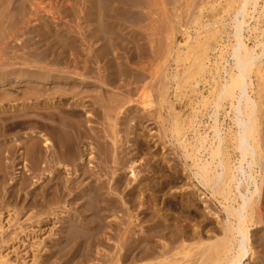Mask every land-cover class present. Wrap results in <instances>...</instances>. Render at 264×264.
Returning <instances> with one entry per match:
<instances>
[{"label":"rangeland","instance_id":"rangeland-1","mask_svg":"<svg viewBox=\"0 0 264 264\" xmlns=\"http://www.w3.org/2000/svg\"><path fill=\"white\" fill-rule=\"evenodd\" d=\"M97 1L0 0V53L8 54H0V62L6 63L1 64L0 72L2 69H4L2 71L17 70L16 76H24L26 80L0 89V148L1 146L4 148L0 149L2 154L0 155L2 157L0 158V167L2 166L0 169V264H126L129 257L133 260L128 264H165V261L171 258L174 260L180 258L182 262L183 253H180L190 248L192 251L187 252H193L195 256L191 260L199 261L198 257H202L201 250L204 252L206 244L222 236L221 225L226 219L225 203L211 189L200 185L193 178L192 162L186 158L188 148L182 147L181 141L186 137V143H190L196 139L198 134L202 136L208 134L210 138L212 136L209 127L213 125V120L209 116L212 115L211 104L215 86L211 76L209 77L208 68L215 72L217 62L220 60L219 52L224 50L223 53L229 48L227 46L224 49L223 44L232 43V38L228 36L232 27L219 23L226 19L225 23L231 24V21L227 20L228 13L225 11L228 9L227 0H123V3L121 2L123 5L119 3L122 0H114L118 2L117 4L113 0L107 4L101 3V0L98 3ZM111 2L116 5H112ZM99 3L100 6L104 5L105 9L99 7ZM262 3L260 0L258 4L260 8L257 7L254 14H250L251 17L256 15L255 19H250L249 15L246 17L247 25L244 28V36L253 38L254 34L260 33L259 30L263 26L262 17H264V12L260 11ZM120 5L123 7L117 11L118 8L114 7ZM98 7L100 11L97 10ZM108 7L111 9L108 10ZM104 10H108L107 13H111L112 16L107 15ZM114 11L117 13L115 14ZM106 15L107 18L109 17L108 20L105 18ZM257 18L259 19L256 21ZM42 28L43 30L46 28L45 32L48 28L47 33L44 32V34L43 30L41 31ZM35 29L39 34L34 31ZM40 31L43 36L49 34L48 38L44 36L43 40ZM94 33L96 37H93ZM100 34L101 38H99ZM212 34H214L213 37H211ZM204 38L208 39L202 42ZM259 38L261 39L262 36ZM246 43L251 47L253 39L247 40ZM50 47H53V50ZM96 52H102L103 55ZM13 56L16 58L10 61ZM195 56L197 58L202 56V60L199 57L195 61L194 59H197ZM199 62L202 63L203 68ZM259 62L263 65L255 69L257 75L264 69V55ZM231 64L232 61L229 58L225 64L227 69ZM87 70L90 71L87 72ZM30 72L32 75L34 72V75L37 73L41 75L32 78ZM255 72L251 75L252 88H249V94L257 100L261 98L260 96H264L263 92L259 93L264 89L258 91L259 97L256 95L257 83H259V88L264 87V74L260 73L263 77L260 79L261 76L257 77ZM43 74L49 77L50 81L57 79L58 82L56 84L40 83L39 79L44 77ZM174 74L175 80H169V77ZM218 74L215 76L216 80H218ZM224 75L225 73L222 76ZM85 78L88 83L90 81H95V84L99 82V86L93 85V82L92 85L87 86ZM196 81L200 83L195 87L193 84ZM74 84L80 85L76 95L79 92V94L83 93V98L87 99L84 91L88 92L87 100H84L81 95L79 96L83 100L77 97L85 104L84 108L78 106L76 109L72 106L73 104L76 106L78 99H74L76 97L74 95L75 101L72 100V95L69 96L72 92H69L68 87L76 91L77 87ZM54 86L64 91L67 89L65 93H69L65 94L61 89H57L58 92H62L60 96L58 92L56 93ZM34 89L40 90L35 96ZM96 90H100L101 94ZM51 92L54 97L51 95L48 97L47 94ZM102 92L105 93V97ZM40 94L43 98H40ZM62 94L68 97L63 99ZM95 95L98 97L103 95L102 98L97 99L98 101L102 99V101L97 103L96 98L98 97H94ZM175 95H179L180 99H176ZM5 96L11 98L16 96L17 98L14 97L15 101L11 102L12 99L5 101L7 99H4ZM56 97L61 100L56 101ZM35 98L40 99L34 102ZM58 101H65L68 104L61 103L66 106L64 108L60 105L59 108ZM37 102L40 103L39 106ZM49 102L53 105L50 106ZM143 102L150 104L146 106ZM226 102H222L223 108L219 109L217 116V125L223 136L233 130L230 105ZM56 103L59 104L56 106ZM100 103L101 106L98 105ZM35 104L37 108H34ZM260 104L264 109V103ZM171 106L172 109H170ZM4 108L7 111H4ZM86 108L94 110L93 115L95 116L88 117L91 114L86 112ZM54 109L58 114L54 111L51 113ZM80 109H83L85 113ZM263 109L259 111L263 116L260 117L259 114L260 118H258L263 122L258 121L259 130L262 132L258 140L262 138L263 141L260 140L262 143L264 142ZM74 110H79L77 114L81 116L68 114ZM48 111L50 114L46 115ZM61 113L63 120L71 117L72 119L76 117L83 119V125L79 124L82 120L78 121V118L77 121L74 119L75 125L71 119L72 125L69 119L63 121ZM54 114L58 117L60 114L62 121L59 120L60 118H55L57 116ZM65 116L67 117L64 118ZM54 120L55 122H52ZM66 122H70L75 130L72 129L70 132V126L66 125ZM54 123L65 125L60 127L59 124ZM191 125L193 129L190 128ZM58 126L60 127L59 133L64 131L61 136L55 131ZM78 128L80 129L77 130ZM65 130L67 135L75 136L72 141L75 147L71 148L72 143L70 144L69 140L65 141L66 147H64L65 144L63 145L64 142L58 145L59 139L64 141L63 136L65 140L69 137L63 135ZM45 138L51 141L52 146L54 143L56 148L61 146L59 148L61 151L51 147L56 152L60 151V156H58L59 152L58 154L52 152L57 155V158L61 157L62 161L65 159L63 157L67 160L70 158L71 162L77 159L73 163L70 162L71 164L64 160L65 163L64 161L63 163L67 166L55 157L59 164L53 160L54 156L51 151L46 155L44 154L46 149L41 148V151L39 149L33 152L42 154L44 150L43 154L46 157L49 155L52 161L45 157L47 162L43 154L40 157L41 154L34 153L36 157H40V162H42L38 164V159L36 166L37 159L33 158L35 155H32L33 152L29 149L40 148L38 145L43 146ZM69 139L71 141V137ZM16 143L18 145L20 143L18 149L22 145L21 152L20 149L16 150ZM261 144L258 145L264 146ZM32 145L36 147L31 148ZM228 145L226 149L233 158L234 150L231 147L233 144ZM258 145L257 149L262 160H259L252 173L260 183L261 191L256 200L254 213L258 212L259 208L262 210H259L257 219L254 215L251 222L247 224L249 247L252 253L244 264H264V154L261 153V151L264 153V148L261 149ZM13 146L14 148L16 146L17 152ZM63 148L65 151H62ZM66 148L68 151L69 148L72 149L70 157L67 156ZM6 149L13 150V152ZM81 150L84 152L82 153ZM17 153H19L18 156ZM73 155L75 158L72 157ZM235 160L230 159V156L229 160L225 159L233 163ZM22 162L27 165L22 167L24 164ZM131 170L135 172V175L137 174L136 179L132 177ZM97 186L100 188L97 189ZM91 195L97 197L98 200L96 201L95 198L92 200ZM52 200H56L55 204ZM48 201L52 205H47ZM110 202L112 206L114 204L113 207L106 206L108 205L106 203ZM38 204L39 207H37ZM110 211H114L112 213L114 215H110ZM78 213L82 217L77 218ZM72 216L76 217V220H73ZM81 218L88 221V224L91 222L90 226L97 225L93 221L97 220L100 225L97 234L92 230L89 231L92 233H88L86 229L81 232V227H79L80 231L75 224L68 222ZM65 222H68L71 227ZM73 226L76 232L88 233L87 237L83 234L88 238V244L83 243L86 239H82L83 235L80 239L77 237L80 234L75 230L74 235L76 236L74 237ZM104 227L107 228L104 229ZM101 228L106 233L102 234ZM69 233L72 234L71 239ZM101 234L112 236L108 235L109 238L111 237L109 240ZM96 237L101 244L94 241L97 240ZM73 238L75 244H73ZM90 241L92 243L94 241V245L96 243L101 246L97 248L89 244ZM83 244L88 245V248ZM94 249H99V252L97 250L95 252ZM125 254L128 256L126 260L123 258ZM119 258L123 261H119Z\"/></svg>","mask_w":264,"mask_h":264},{"label":"bare ground","instance_id":"bare-ground-1","mask_svg":"<svg viewBox=\"0 0 264 264\" xmlns=\"http://www.w3.org/2000/svg\"><path fill=\"white\" fill-rule=\"evenodd\" d=\"M99 1V0H98ZM98 1H97V3H98ZM110 1H112V0H101V3H105V4H107V3H109ZM114 1V0H113ZM116 1H118V0H116ZM116 1H114V3L116 2ZM125 1V0H124ZM121 2L123 3V0L122 1H119V3L121 4ZM259 2H260V0H227V4L226 5H228V9L227 10H225V11H227L226 13H228V17H227V20H230L231 21V24H226L225 22H226V19H224L223 21H220L219 23H221L223 26H231L232 27V30H231V32L228 34V36L229 37H231L232 38V43H228V44H223V48L224 49H226V47L227 46H229V48H227L226 49V51L225 52H223L222 53V51H224V50H221L219 53H220V55H219V57H220V60H219V62H217V66H216V69L214 70L215 72H213L212 71V69H209L208 68V73H209V77L211 76V79H212V81L214 82L213 84H214V86H215V93L213 94V96H214V98H212V104H211V112H212V115H210L209 117L213 120V125H211L209 128L211 129V131H212V136H211V138H210V136L208 135V134H205L204 136H202L201 134H198V136L196 137V139L195 140H193L192 142H190V143H186V141H185V139H186V137H185V139L184 140H180L183 144H181V146L182 147H184V148H188L187 150V153H186V158H188V159H190L191 160V162H192V166H193V172H192V176H193V178L194 179H196L197 180V182L200 184V185H202V186H204V187H206V188H209V189H211V191L213 192V193H215L217 196H219L220 198H222V200L224 201V203H225V205H224V212H225V222H224V224L223 225H221L222 226V236L220 237V238H218V239H216V240H214V241H210L209 242V244H206L207 245V247H206V249H204V252L201 250V252L203 253L202 255L200 254V252H199V254L202 256V257H198V259H199V261H195L194 259V261L195 262H193V260H191L192 259V257L194 258L195 256H193V252H190V253H188L187 251L189 250V249H187V251L186 250H184V251H186V252H181L180 254H182V257H181V259H183V261L181 262V260H179L178 258H176L175 260L174 259H172L171 258V260H166L165 262V264H190L191 262H190V260L192 261V263L191 264H244V261L246 260V259H248L249 258V256H250V254L252 253V250H251V247H249L250 246V244H249V232H248V223L249 222H251V220H252V218L254 217V215H255V217L254 218H256L257 216L259 217V214L258 213H260V209L261 208H259L258 209V212L256 211V209H255V213H254V207H255V204H256V200H257V198L259 197V195H260V183H258V181L256 180V177L253 175V173H252V171H253V168L256 166V165H258V162H259V160H262L261 158L262 157H260L259 156V154H260V152L258 151V147H257V145L260 143H262L261 141H263V140H261L262 138H260V140H258V137L260 136V134L262 133V132H260V130H259V124H258V121H259V123L260 122H262V121H260L261 119H258V118H260V117H262L261 116V112L259 113V111H261L260 109H263V108H261L262 106H260V105H262V104H260L261 102H263L264 103V100H261L262 98L264 99V96H260L261 98H259V99H257L256 100V98L255 97H253V96H251L250 94H249V88L251 87L252 88V84H251V75L255 72V69L257 68V69H259L258 68V66L259 67H262V65L260 64V59H261V57L264 55V17H262L263 19V26L261 27L262 29H260L259 30V34L257 35V34H254V35H252V36H254L253 38H251V36H248V37H246V36H244V28H245V26L247 25V20H246V17L249 15L250 16V14H254V12L257 10V7H259L260 8V6L258 5L259 4ZM262 4H263V6L261 7L262 9H260V11L261 12H264V0H262ZM112 3V5L114 4L113 2H111ZM118 2H116V4H117ZM116 4H114V5H116ZM233 4H235V5H233ZM119 5V4H118ZM121 5H123V4H121ZM119 6V7H114V8H118L117 9V11H119L120 10V7H123V6ZM98 6V5H97ZM107 6H109V5H107ZM230 6V7H229ZM99 7H104V5L103 6H100V3H99ZM99 7H98V11H100L99 10ZM88 8V7H87ZM111 8H112V6H111ZM111 8H107L108 10H110ZM232 8V9H231ZM104 9H105V7H104ZM123 9V8H122ZM229 9H231L230 11H229ZM108 10H104V11H106V13H107V11ZM127 10V9H126ZM103 11V12H104ZM229 11V12H228ZM102 12V13H103ZM111 12V11H110ZM105 13V14H106ZM114 13L116 14L117 12L116 11H114ZM113 13V14H114ZM223 13H225V12H223ZM104 14V15H105ZM109 13H107V15H108ZM114 14V15H115ZM263 14V13H262ZM107 15L105 16V18H107ZM112 16V14L110 13L109 14V16ZM102 16V15H101ZM256 16V15H255ZM255 16H250V19L251 18H253V19H255ZM90 17V16H89ZM115 16H113V18H114ZM109 18V17H108ZM108 18H107V20H108ZM112 18V20H114ZM259 18H261V17H259ZM259 18H257L256 19V21L259 19ZM111 20V19H110ZM109 20V21H110ZM111 20V21H112ZM222 20V19H221ZM261 22V21H260ZM257 22H255V24H256ZM259 23V22H258ZM261 25H262V22H261ZM206 27V26H205ZM97 28V27H96ZM95 28V29H96ZM255 28H256V26L253 28V30L255 31ZM257 28H258V26H257ZM40 30V29H39ZM43 30V28L41 29V31ZM45 30H46V28H44V30H43V33L45 32ZM257 30V29H256ZM33 31V30H32ZM36 33H38L39 34V32H38V30L37 29H35L34 30ZM40 31V33H42ZM47 31H48V28H47ZM47 31L45 32V33H47ZM96 31V30H95ZM251 31H252V29H251ZM250 31V32H251ZM253 31V32H254ZM51 32V31H50ZM93 32V31H92ZM101 31H99V33H100ZM29 33H31V31L29 32ZM43 33H42V39L44 40V38L46 37V38H48L47 37V35H49V34H47V35H44L43 36ZM44 33V34H45ZM97 33H98V31H97ZM257 33V32H256ZM34 34V33H33ZM93 34V33H92ZM102 34V33H101ZM101 34H100V36H99V38H101ZM230 34H231V36H230ZM249 34V33H248ZM247 34V35H248ZM37 35V34H36ZM99 35V34H98ZM206 35V34H205ZM213 35L214 34H212L211 35V37H213ZM250 35V34H249ZM6 36H8V34L6 35ZM40 36V37H41ZM95 36V33H94V35H93V37ZM262 36V38L260 39L259 37H261ZM44 37V38H43ZM50 37V36H49ZM89 37H91V36H89ZM96 37V36H95ZM9 38V37H8ZM98 38V37H97ZM210 38V37H209ZM3 39V38H2ZM41 39V38H40ZM56 40H57V38H55ZM205 39H208V38H204V40L202 41V42H204V41H207V40H205ZM211 39V38H210ZM253 39V45L250 47L247 43H246V41L247 40H252ZM55 40V41H56ZM52 41V40H51ZM1 42H5V41H2L1 40ZM53 42H54V40H53ZM59 43H60V41H58ZM61 42H62V39H61ZM228 42H230V41H228ZM63 43V42H62ZM61 43V44H62ZM58 44V43H57ZM56 44V45H57ZM196 44H197V41H196ZM195 44V45H196ZM49 45L51 46V44L49 43ZM55 45V44H54ZM63 45V44H62ZM6 46L8 47V45H7V43H6ZM53 46V45H52ZM3 47V46H2ZM54 47V46H53ZM53 47H50L51 48V50H53L52 48ZM193 47H195L194 45H193ZM198 47H200V46H198ZM4 48H6L5 47V44H4ZM56 48V47H55ZM8 49H9V47H8ZM99 49H103V48H99ZM98 49V50H99ZM1 50H3L2 48H1ZM98 50H96V51H98ZM4 51H5V49H4ZM204 51V50H203ZM203 51H202V53H203ZM1 52V51H0ZM3 52V51H2ZM95 52V51H94ZM97 53V52H96ZM99 54L101 53L102 54V52H98ZM97 53V54H98ZM104 53V52H103ZM107 53V52H106ZM205 53V52H204ZM0 54H3V53H0ZM5 55L7 54V53H4ZM3 54V55H4ZM207 54V53H206ZM8 55V54H7ZM14 55V54H13ZM16 55V54H15ZM103 55V54H102ZM194 55H195V53H194ZM2 56V55H1ZM101 56V55H100ZM197 56V55H196ZM195 56V57H196ZM3 57V56H2ZM8 57V56H7ZM99 57V56H98ZM199 57H201V58H199ZM198 58L199 59H201L202 60V56H199ZM12 58L14 59V58H16L15 56H13V57H11L10 58V61L12 60ZM197 58V57H196ZM198 58L197 59H194L195 61H197L198 60ZM229 58H231V61H232V64L230 65V67H229V69H227V67L225 66V64L228 62V59ZM6 59H8L9 60V58H6ZM16 60V59H15ZM202 62V61H201ZM201 62H199L200 63V66L202 67V63ZM3 62L1 61L0 62V67L2 66V65H5L4 63L2 64ZM199 63H197V65L199 64ZM263 63V62H262ZM2 64V65H1ZM258 64H260V65H258ZM191 65V64H190ZM193 65H194V63H193ZM192 65V66H193ZM197 65H195L196 66V68H197ZM200 66H198V67H200ZM3 68H5V67H3ZM191 68V67H190ZM203 68V67H202ZM264 68V67H263ZM1 69V68H0ZM193 69H194V67H193ZM261 69V68H260ZM2 70H4V69H2ZM1 70V72H0V89L1 88H3V87H5V86H7V85H9V84H14L15 82H19V81H22V80H25L23 77H20V76H16V71L15 70H7V71H2ZM5 70H6V68H5ZM264 69H262V72H260L261 73V75L262 74H264V71H263ZM88 71H90V70H87V72ZM221 71H223V72H221ZM29 72V71H28ZM33 72V71H32ZM189 72V71H188ZM257 72H259V70L257 71ZM31 73V72H30ZM49 73V72H48ZM47 73V74H48ZM51 74L53 73L52 71L50 72ZM183 73H186V72H183ZM191 73V72H190ZM216 73V74H215ZM219 73V74H218ZM225 73V75H224V77L222 76L223 74ZM260 73L258 74L259 76H261L260 75ZM35 74V72L33 73V75H32V73H31V76H32V78L33 77H37L38 75H41V74H36V75H34ZM214 74H215V76L218 74L219 76H218V80H216V78H215V76H214ZM255 74L257 75V73L255 72ZM44 75V74H43ZM183 75V74H182ZM258 75H257V77H258ZM26 76V75H25ZM30 76V75H29ZM51 76V75H50ZM255 76V75H254ZM13 77V78H12ZM68 77V76H67ZM67 77H66V79H67ZM185 77V76H184ZM188 77V76H187ZM256 77V76H255ZM262 77V76H261ZM260 77V79H263V77L261 78ZM55 78V77H54ZM56 78H57V76H56ZM58 78H59V76H58ZM84 78V77H83ZM83 78H80L81 80L83 79ZM190 78V77H189ZM62 79H65L64 77H62ZM73 79V78H72ZM78 79V78H77ZM86 79V78H85ZM175 80V74L174 75H171L170 77H169V80ZM220 79V80H219ZM259 79V80H260ZM11 80H12V82H11ZM60 80H61V76H60ZM69 80H70V78H69ZM74 80H75V78H74ZM80 80V81H81ZM84 80V79H83ZM87 80V79H86ZM98 80V79H97ZM97 80H96V82H97ZM26 81V80H25ZM35 81V80H34ZM76 81V80H75ZM100 81V80H99ZM102 81V80H101ZM256 81H258L257 80V78H256ZM37 82V81H36ZM39 82L40 83H44V84H47V83H55L56 84V82H58V80L57 79H51V81L49 80V77H45V75H44V77H40V79H39ZM60 83H62L61 81H59ZM70 82V81H69ZM68 82V83H69ZM91 82V81H90ZM89 82V83H90ZM93 82V81H92ZM88 83V80H87V86L88 85H92L93 83V85H98L99 86V82L97 83V84H95V81L93 82V83ZM263 82V81H262ZM67 83V82H66ZM79 83V82H78ZM82 83V82H81ZM84 83V82H83ZM199 81H196L194 84H193V86H198L199 85ZM65 84V83H64ZM71 84V83H70ZM70 84H69V86H70ZM73 84V83H72ZM175 84V83H174ZM259 83H257V85H256V87L257 88H259L258 85ZM263 84V83H262ZM66 85V84H65ZM68 85V84H67ZM75 85V84H74ZM79 85V84H78ZM84 85V84H83ZM260 85H261V81H260ZM264 85V84H263ZM263 85H262V87H263ZM61 86V85H60ZM80 86V85H79ZM79 86H77V85H75V87H77V89H75L76 91H74V90H72V88L71 87H68L69 89V92L71 93L69 96H71L72 95V100H74V99H76L79 95H81V97L83 98V96L82 95H84L83 93H81V94H79V93H77L78 95H76V92H78L77 90L78 89H80V88H78ZM176 86H178L177 85V83H176ZM175 86V87H176ZM55 87V86H54ZM56 87H57V85H56ZM55 87V88H56ZM58 87H59V84H58ZM62 87H63V85H62ZM74 87V86H73ZM84 87V86H83ZM65 87H63V89H64ZM70 88H71V90H70ZM90 88H91V86H90ZM96 88H98V87H96ZM256 88V95H257V97H259L258 96V91L259 90H261V89H264V87L263 88H259V89H257ZM59 90V89H61V88H56V90ZM63 89H61V91L63 92L64 90ZM99 89V88H98ZM97 89V90H98ZM35 90V89H34ZM38 90L39 89H36L35 90V94H34V96L36 95V94H38L37 92H38ZM54 90V93H55V89H53ZM58 90L56 91V93L58 92ZM86 90V89H85ZM91 90H92V88H91ZM96 90V91H97ZM254 90V89H253ZM40 91V90H39ZM61 91H59L58 93L60 94V93H62ZM67 91V89L63 92V93H65ZM74 91V92H73ZM79 91H82L83 92V90H79ZM94 91V90H93ZM100 91V90H99ZM99 91H97V92H99ZM69 92H67V93H69ZM92 92V91H91ZM95 92V91H94ZM214 92V91H213ZM264 93V91H260L259 93L261 94V93ZM67 93H65V94H67ZM84 93H85V95H87V99H88V92H85L84 91ZM87 93V94H86ZM93 93V92H92ZM251 93V92H250ZM252 93H254L253 91H252ZM262 93V95H264ZM53 94V92H51L50 94H47V95H49L48 97H51V96H53L52 95ZM100 94H101V91H100ZM102 94H103V92H102ZM105 94V93H104ZM103 94V95H104ZM33 95V94H32ZM51 95V96H50ZM55 95V94H54ZM63 96V99H66L67 97H68V95H65L64 96V94H62ZM76 97H75V96ZM103 95L101 96H99L98 97V95H95L94 97H98V98H96V100L97 99H99L100 97L102 98L103 97ZM56 96H57V94H56ZM60 96H61V94H60ZM212 96V97H213ZM14 97H16V96H13V98H11L10 96L9 97H6L5 96V98L4 99H6L5 101H7V100H9L10 101V99H12L11 100V102L14 100L15 101V99H14ZM36 97H38V95L36 96ZM42 96H41V94H40V98H41ZM47 97V98H48ZM54 97V96H53ZM65 97V98H64ZM75 97V98H74ZM80 96H79V98H81ZM85 97V96H84ZM104 97H105V95H104ZM1 98V97H0ZM17 98V97H16ZM40 98H38L37 100H36V98L34 99L35 101L34 102H36V101H38ZM43 98V97H42ZM74 98V99H73ZM79 98H77L79 101H80V99ZM81 98V99H82ZM175 98L176 99H180V96L179 95H175ZM57 99H59V97H56V101H57ZM62 99V100H63ZM84 99V98H83ZM82 99V100H83ZM86 99V98H85ZM84 99V100H85ZM86 99V100H87ZM92 99L94 100L95 98H93V96H92ZM91 99V100H92ZM104 99V98H103ZM143 99V98H142ZM145 99V98H144ZM1 100V99H0ZM48 100V99H47ZM50 100V99H49ZM53 100H54V98H53ZM52 100V101H53ZM59 100H61V99H59ZM68 100V99H67ZM69 100H71V99H69ZM78 100H76V102L78 103H76V106L73 104H70V105H72V106H74L75 108L77 107L78 108V106L80 107V108H84V105L85 104H83L81 101H80V103H79V101ZM93 100H92V102L91 103H93ZM104 100H106V99H104ZM127 100V99H126ZM259 100H261V102H259ZM8 101V102H9ZM75 101V100H74ZM73 101V102H74ZM99 101H102V99H100ZM99 101L97 100V103H99ZM116 101V100H115ZM123 101V100H122ZM225 101H227V102H229V105H230V113H231V116H232V125H233V130L232 131H230V132H228L229 134L228 135H224L223 136V133H222V131H221V129L218 127V125H217V120H218V118H217V116H218V111H219V109L222 107V102H225ZM41 102V101H40ZM59 103H56V106H57V104H59V108L61 107V106H63L66 102L65 101H63V102H60V101H58ZM73 102H70V103H73ZM84 102V101H83ZM86 102V101H85ZM116 102H119V101H116ZM127 102V101H126ZM226 102V103H227ZM10 103V102H9ZM46 103V102H45ZM61 103L63 104V105H61ZM95 104H96V101L94 102ZM106 103V102H105ZM146 106H148L150 103H145V102H143ZM260 105H259V104ZM32 104L34 105V103L32 102ZM48 104H50V102L48 103ZM68 103H66V105H67ZM14 105V104H13ZM37 105L39 106L40 105V103L38 104V102H37ZM53 104L51 103L50 104V106H52ZM61 105V106H60ZM65 105V106H66ZM91 105V104H90ZM98 105H100L101 106V103L100 104H98ZM105 104H103V106H104ZM116 105V104H115ZM224 105V104H223ZM54 106H55V104H54ZM65 106H63L64 108H65ZM92 106V105H91ZM102 106V107H103ZM2 107H4V106H2ZM14 107V106H13ZM12 107V108H13ZM41 107V106H40ZM73 107V109H75ZM94 107V106H93ZM96 107H97V105H96ZM105 107V106H104ZM260 107V108H259ZM264 107V106H263ZM1 108V107H0ZM11 108V109H12ZM34 108H37V106H36V104H35V106H34ZM50 108V107H49ZM56 108V107H55ZM58 108V107H57ZM58 108V109H59ZM67 109H68V107H66ZM76 108V109H77ZM173 107L171 106L170 107V109H172ZM223 108V107H222ZM33 109V108H32ZM87 109L88 108H86V112L89 114H91V116H88V115H86V116H88V117H92V116H95V115H93V112H94V110H89L88 109V111H87ZM105 109V108H104ZM7 111V109H5L4 108V111ZM37 110V109H36ZM35 110V111H36ZM38 110H40L39 108H38ZM61 111H62V108L60 109ZM71 110H72V108H71ZM264 110V109H263ZM262 110V111H263ZM3 111V112H4ZM53 111H54V113H56L55 112V109L54 110H52L51 111V113H53ZM60 111V112H61ZM65 111V110H64ZM68 111H70V110H68ZM80 111L81 112H83L84 110L82 109H80ZM92 113H91V112ZM37 112V111H36ZM35 112V113H36ZM80 112V113H81ZM45 113V112H44ZM63 113V112H62ZM62 113H61V116H62V120H63V115H62ZM77 113H79V110H74V111H72V112H69L68 114L69 115H71V116H81V114H77ZM83 113H85V112H83ZM262 113H264V112H262ZM50 114V111H48V114H46V115H49ZM56 114H58V112L56 113ZM56 114H54V115H56ZM77 114V115H76ZM89 114V115H90ZM259 114H260V117H259ZM41 115V114H40ZM53 115V116H54ZM64 115H65V113H64ZM52 116V115H51ZM57 116V115H56ZM60 116V114H59V117L57 116V117H55V118H60L61 117ZM67 116H65L64 118H66ZM68 117H70V116H68ZM52 118V117H51ZM78 118V119H77ZM67 119V120H66ZM65 120L66 121H68V119L69 118H66ZM71 120H73L72 122H73V124H74V121L77 119L78 121L80 120H82L81 122H79V124H81V126L83 125V122H84V120L83 119H81V118H79V117H76V118H74V119H72V117L70 118ZM69 119V120H70ZM59 120H61V118L59 119ZM58 120V121H59ZM61 120V121H62ZM65 120H63V121H65ZM71 120H70V122H71ZM76 120V121H77ZM86 120H87V118H86ZM61 121H59L60 123H61ZM52 122H55V120L54 121H52ZM70 122H66L67 124L66 125H69L70 126V129H69V131L70 130H72V129H74L75 127L74 126H72L71 127V125H72V122H71V125H70ZM263 123V122H262ZM54 124H56V125H58L59 123H54ZM64 124V123H63ZM63 124H61V125H63ZM76 124V123H75ZM74 124V125H75ZM55 125V126H56ZM60 125V124H59ZM61 125H60V127H61ZM65 125V124H64ZM78 125V124H77ZM77 125H76V128H77ZM44 126V125H43ZM261 126H262V124H261ZM39 127V126H38ZM54 127V126H53ZM57 127V126H56ZM59 126H58V128H57V130H55L56 131V133H58L60 136H61V133L62 132H64V131H62V128L64 127H62L61 129H60V132L61 133H59L58 132V129L60 128ZM80 127V126H79ZM55 128V127H54ZM81 128V127H80ZM80 128H78L77 130H79ZM190 128H192L193 129V127H192V125L190 126ZM56 129V128H55ZM64 129V128H63ZM75 130V129H74ZM66 131V130H65ZM67 131H68V129H67ZM67 131L65 132V133H63V135H66V136H69V137H67L66 139L67 140H65V136H63L62 137V139H64V141H61V139H59L60 141V143H58V145H61L63 142V145L65 144V146L64 147H66V144L67 143H65V141H68V142H70V144L72 143V141H73V139H74V137H72L71 136V134H69V135H67L66 133H67ZM70 132H72V131H70ZM73 133H75V131L73 132ZM77 133H78V131H77ZM196 134H197V132H196ZM71 137V141H70V138ZM76 137H78V136H76ZM262 137V136H261ZM76 139V138H75ZM77 140V139H76ZM211 140V141H210ZM210 141V142H209ZM17 142V141H16ZM54 142H52V144H53ZM74 143H75V141H74ZM264 143V142H263ZM261 144V145H264V144ZM1 144V143H0ZM36 143H34V145H35ZM228 144H233V146H231V147H233V153H234V155H233V158H234V160H235V158H236V160L234 161V163L233 162H229V161H225V159L226 160H229V156H230V159H233V158H231L232 156L230 155V153H228V149H226V147H228L229 145ZM16 146H17V149L16 150H19L20 149V147H22V145L19 147V149H18V146L20 145V143H19V145H18V143H16L15 144ZM34 145H32L31 146V148H35L34 147ZM43 146H41V145H38V146H40V148L38 147H36L35 149H33V150H31V149H29L30 151H36V150H39L40 149V151L42 150V149H46L45 151H46V153H44V150H43V152H42V154L44 153V154H48V152L49 151H51V153L52 152H56V151H54L55 149H53V148H51V147H54V148H56L55 146V143H54V145L52 146L51 145V141H49L47 138H45L44 140H43V144H42ZM63 145H62V147H63ZM74 144L72 143V145H70V146H72L71 148H73V147H75V146H73ZM77 145V144H76ZM16 146H15V148H16ZM69 145H67V147H70ZM258 146H260V145H258ZM61 147V146H60ZM59 147V148H60ZM261 147V146H260ZM2 148V149H1ZM1 150H3L4 148L1 146ZM13 148H14V146H13ZM12 148V149H13ZM15 148H14V150H15ZM42 148V149H41ZM59 148H56V150L57 149H59ZM83 148V147H82ZM262 148H264V146H262L261 147V149ZM76 149H77V146H76ZM1 150H0V152H1ZM7 151L9 150L10 151V149H6ZM15 150V151H16ZM60 150V149H59ZM64 150V148L62 149V151ZM66 150H67V152H68V154H67V156H71L70 155V151H72V149H70L69 148V151H68V148H66ZM73 150H75V148L73 149ZM259 150H260V148H259ZM20 152H21V149L19 150ZM18 151V152H19ZM40 151H38V152H40ZM61 151V150H60ZM60 151H57V152H59V154H58V156H60ZM65 151V150H64ZM82 151V150H81ZM84 151H85V149H84ZM84 151H82V153L84 152ZM261 151V150H260ZM3 152V151H2ZM10 152H13V150H11ZM17 152V151H16ZM19 152V153H20ZM37 152V151H36ZM19 153H17L16 155L18 156L19 155ZM35 152H33V154L32 155H35V154H39V153H35ZM62 153V152H61ZM76 153V152H75ZM261 153L262 154H264L262 151H261ZM11 154H15V153H11ZM20 154H22V153H20ZM24 154V153H23ZM40 154H41V152H40ZM39 154V155H40ZM40 155V157H42L43 155ZM50 154V153H49ZM65 155L64 156H66V153H64ZM0 155L2 156V154L0 153ZM10 155V154H9ZM52 155L54 156V158H53V160H55V161H57L56 160V154L54 153H52ZM52 155H50V157H52ZM76 155V154H75ZM83 155V154H82ZM49 156V155H48ZM47 156V157H48ZM63 156V155H62ZM16 157V156H15ZM23 157V156H22ZM36 157V155L33 157V158H35ZM38 157V156H37ZM35 158V159H37L36 161L33 159V161H35V165L37 164L36 162L38 161V159L40 158V157H38V158ZM44 157V160H45V155L43 156ZM46 157V158H47ZM56 157V158H55ZM72 157H74L75 158V156L73 155ZM0 158H2V157H0ZM18 158V157H17ZM49 158V157H48ZM59 158V159H58ZM57 159L58 160H61V157H58ZM63 158H65L64 160L65 161H69V160H71L70 158H68L69 160H67V158L66 157H63ZM260 158V159H259ZM21 159V158H20ZM51 158H49V160H50ZM77 159V158H76ZM75 159V160H76ZM44 160H43V163H44ZM63 160V161H64ZM75 160H73V162L75 161ZM82 160H83V158H82ZM81 160V161H82ZM24 161V160H23ZM41 161H42V159H41ZM45 161H47V160H45ZM50 161H52V160H50ZM54 161V162H55ZM63 161L61 160L60 162L61 163H63ZM65 161H64V163H65ZM25 162V161H24ZM24 162H22V163H24ZM48 162V161H47ZM71 161H69V162H67V163H70ZM73 162H71V163H73ZM3 163V162H2ZM40 163H42V162H40V159H39V163L38 164H40ZM50 163H53V162H50ZM49 163V164H50ZM56 163H59V161H57ZM63 163V164H64ZM70 163V164H71ZM233 163V164H232ZM37 164V165H38ZM45 164H48V163H45ZM60 164V163H59ZM63 164H61V166L63 165ZM23 165H25V163L24 164H22V167H23ZM27 165V164H26ZM25 165V166H26ZM36 165V166H37ZM53 165V168L55 167L54 166V164H52ZM52 165H48V166H52ZM56 165V164H55ZM58 165V164H57ZM64 165H67V164H64ZM135 165H136V163H135ZM41 166H43V165H41ZM46 165H44V167H45ZM68 166V165H67ZM44 167H42V168H44ZM58 167H60V166H58ZM63 167V166H62ZM66 167V166H65ZM260 167V166H259ZM46 168V167H45ZM44 168V169H45ZM50 168V167H49ZM57 168V167H56ZM0 169H2V166L0 167ZM39 169H40V166H39ZM63 169V168H62ZM65 169V168H64ZM37 170H38V168H37ZM47 170V169H46ZM135 172L134 171H132L131 170V174H132V177L134 176V178L135 177H137L135 174H134ZM131 176V175H130ZM133 178V179H134ZM136 179V178H135ZM137 181H138V179H137ZM97 189H99L100 188V186L98 187H96ZM97 189H96V192H97ZM99 192V191H98ZM97 192V193H98ZM264 192V191H263ZM95 193V192H94ZM96 194V193H95ZM45 195H46V193H45ZM44 195V196H45ZM60 195H61V197H62V194L60 193ZM100 195V194H99ZM92 196H94V195H91V197ZM263 196H264V193H263ZM262 196V197H263ZM59 197V196H58ZM97 197H98V194H97ZM97 197L95 198V197H92L91 199L93 200V198H95L96 199V201L98 200L97 199ZM86 198V197H85ZM85 198H83V199H85ZM100 198V197H99ZM46 199V198H45ZM261 199V198H260ZM57 200H58V198H57ZM50 201V200H49ZM48 201V204L47 205H50L51 203ZM54 200H52V202H53ZM56 201V200H55ZM55 201H54V203L53 204H55ZM35 202H36V200H35ZM58 202V201H57ZM107 202V201H106ZM38 203V202H37ZM40 203V202H39ZM111 203L112 202H110V203H106V204H108V205H106V206H110L111 205ZM260 203L262 204V202L260 201ZM41 204V203H40ZM57 204V203H56ZM41 205H43V204H41ZM52 205V204H51ZM80 205H82V203L80 204ZM92 205V204H91ZM90 205V206H91ZM97 205V204H96ZM258 205V204H257ZM40 205L38 204V206L37 207H39ZM98 206V205H97ZM101 206V205H100ZM99 206V207H100ZM103 206H104V204H103ZM105 206V207H106ZM112 206V205H111ZM113 206H114V204H113ZM112 206V207H113ZM43 207V206H42ZM259 206H257V208H258ZM260 207H261V205H260ZM95 208L97 209V207L95 206ZM256 208V207H255ZM100 208H98V210H99ZM110 209V208H109ZM116 209V208H115ZM101 210H102V208H101ZM110 210H112V209H110ZM114 210V209H113ZM262 210V209H261ZM97 211V210H96ZM62 212V211H61ZM97 212H99V211H97ZM111 212V211H110ZM114 212V211H113ZM113 212H111L110 213V215L113 213ZM262 212V211H261ZM256 213H257V215H256ZM79 214V217H77V218H80V217H82V215L80 216V213H78ZM77 214V215H78ZM81 214H83V212H81ZM97 215H98V213H97ZM112 215H114V214H112ZM257 217V218H258ZM72 218H73V216H72ZM76 218V217H75ZM75 218H73V220L75 219ZM113 218H114V216H113ZM256 218V219H257ZM68 219H70V218H68ZM87 219V218H86ZM115 219V218H114ZM64 220V219H63ZM68 221V222H71V223H73L72 225H74L75 224V227H77V228H79V227H81V229H82V231H81V229L79 228V230L81 231V232H83V230L84 229H86L87 230V232L88 233H92V232H95L96 234H97V231L98 230H100V225H98V223H97V220H93V221H95L96 222V224L97 225H94L93 224V226H90V224H91V222H89V224L84 220V218H81V219H78L77 221ZM76 220V219H75ZM257 221V223H258V220H256ZM67 222V223H68ZM86 222V223H85ZM66 223V222H65ZM66 223V224H67ZM68 225H70L69 223H68ZM70 227H71V225H70ZM109 227V226H108ZM73 228V235H74V230L76 229V228H74V226L72 227ZM103 228V227H102ZM102 228H101V230H102ZM105 228H107V227H104V229ZM111 228H113V227H111ZM116 228V227H115ZM110 229V228H109ZM114 229V228H113ZM117 229V228H116ZM70 230H71V228H70ZM90 230H92V232H89ZM76 232V230H75V232L76 233H79L80 234V236L79 235H77V237L80 239V237H81V235H86V237H87V235H88V233L87 234H85V233H83V234H81V232ZM72 232V231H71ZM70 232V233H71ZM103 230H102V234H103ZM69 233V234H70ZM104 233H106V232H104ZM72 234H70V239L72 238L71 236H72ZM101 234V236H103L104 237V235H102ZM83 235V237H82V239L84 240L86 237ZM90 235H92V234H90ZM108 235H111V234H108ZM108 235L106 236V237H108ZM76 235H74V237H75ZM89 236V235H88ZM112 236V235H111ZM76 237V240H78V238ZM92 237V236H91ZM105 237V238H106ZM97 238V240H94L95 238H89V239H93L95 242L97 241L98 243H99V241H98V237H96ZM104 238V239H105ZM109 238V237H108ZM111 238V237H110ZM110 238H109V240H110ZM87 239L88 238H86L84 241L83 240H81V241H83V243H87L88 241H87ZM74 238L72 239V241H73V244H75L74 243ZM107 240V239H106ZM71 240H70V242H72ZM86 241V242H85ZM94 241H93V243H94ZM77 242V241H76ZM79 243H80V240L78 241ZM78 242H77V244H78ZM92 244V245H94L91 241L89 242V244ZM76 244V245H77ZM82 244V243H81ZM81 244H80V247H81ZM88 244V243H87ZM99 244H101V243H99ZM99 244H97L96 245V243H95V245L94 246H99ZM83 245H85L86 246V244H83ZM91 245V246H92ZM91 246H89V247H91ZM94 246H92L93 248H95ZM101 246V245H100ZM99 246V247H100ZM78 247V246H77ZM83 247V246H82ZM87 248H88V245L86 246ZM99 247H97V248H99ZM205 247V246H204ZM164 248V247H163ZM186 248H188V247H186ZM185 248V249H186ZM84 249H86V248H84ZM95 250V252H96V250L98 251L99 249H94ZM101 250V249H100ZM189 251H192L191 250V248H190V250ZM99 252V251H98ZM85 253H87V252H85ZM126 253V252H125ZM185 253V254H184ZM188 254H190V256L188 255ZM178 255H179V253H178ZM192 255V256H191ZM177 256V255H176ZM126 257H128L127 256V254H125V257H124V255H123V258L126 260ZM191 257V258H190ZM131 257H129L128 259L129 260H126V261H130L131 262V260H133L132 258L130 259ZM120 259V258H119ZM122 259V258H121ZM119 260V261H123V260ZM25 260H23V262H24ZM172 261V262H171ZM179 261H180V263H179ZM128 262L126 263V264H128ZM187 262V263H186ZM189 262V263H188ZM120 263H122V262H120ZM23 264H25V263H23ZM123 264V263H122Z\"/></svg>","mask_w":264,"mask_h":264}]
</instances>
